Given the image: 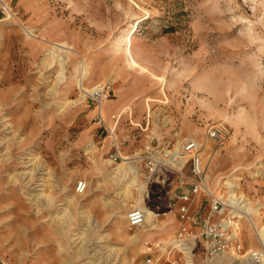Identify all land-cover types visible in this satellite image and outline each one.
I'll return each instance as SVG.
<instances>
[{
    "label": "rangeland",
    "instance_id": "obj_1",
    "mask_svg": "<svg viewBox=\"0 0 264 264\" xmlns=\"http://www.w3.org/2000/svg\"><path fill=\"white\" fill-rule=\"evenodd\" d=\"M107 85L103 124L92 91ZM120 86L125 104L107 111ZM218 126L222 145L207 136ZM188 138L211 188L243 211L244 252L260 247L264 0H0V264H147L176 235L179 189L174 167L149 176L140 157ZM137 207L156 218L129 230ZM189 256L250 264L209 258L201 241Z\"/></svg>",
    "mask_w": 264,
    "mask_h": 264
},
{
    "label": "built area",
    "instance_id": "obj_2",
    "mask_svg": "<svg viewBox=\"0 0 264 264\" xmlns=\"http://www.w3.org/2000/svg\"><path fill=\"white\" fill-rule=\"evenodd\" d=\"M110 86L100 87L94 91L93 98L97 101V118L99 123L104 122L101 113V103L109 98ZM120 117L115 115V126ZM207 136L222 145L227 138L225 127H211L207 130ZM202 145L193 138L185 139L183 143L173 150L159 151L152 146L146 147V154L140 157L145 162L149 176L163 168L172 169L176 173V185L179 189L171 212L174 211L178 228L176 235L167 243H157L150 246L147 264H160L164 257L169 264H180L187 258L189 252H194L197 242L201 241L206 250V256L216 258L218 256L232 255L237 258L248 256L250 264H264V240L260 247L245 253L239 224L243 219V211L230 199V195L217 194L211 188L205 171V164L201 157ZM155 153L160 157L156 158ZM116 163L124 158L120 148L115 144V151L110 156ZM88 184L81 180L76 185V192L84 194ZM206 197L209 209L201 213V206L196 198ZM166 214V213H163ZM159 215V214H158ZM157 215V216H158ZM146 222L145 212L142 208L132 209L127 217L129 230L143 227ZM160 253V255H159Z\"/></svg>",
    "mask_w": 264,
    "mask_h": 264
},
{
    "label": "bare ground",
    "instance_id": "obj_3",
    "mask_svg": "<svg viewBox=\"0 0 264 264\" xmlns=\"http://www.w3.org/2000/svg\"><path fill=\"white\" fill-rule=\"evenodd\" d=\"M64 45V44H63ZM65 46V45H64ZM125 46H126V53H128L129 55H130V48H131V36L128 34L127 36H126V38H125ZM129 62L130 63H132V64H136V62L133 60V58H131V56H130V59H129ZM85 75H88L89 74V70H87V68L85 67V73H84ZM83 80V79H82ZM82 80L80 81V86H81V88L83 87L82 86ZM99 88V86H97L96 87V89H94L92 92H94L95 90H97ZM233 197V196H232ZM231 199V198H230ZM232 201H233V203L235 202V200L234 199H231ZM241 203V202H240ZM140 208H142L143 210H144V212H145V216H146V222H147V220H149L150 218L151 219H155L156 218V216L154 215V213L153 212H151L150 210H148L147 208H145V207H140ZM128 217V216H127ZM243 217H244V215H243ZM153 221H155V220H153ZM156 222V221H155ZM152 224V223H151ZM259 236H260V238H262V239H264V231H260L259 232ZM193 254L194 255V252H189V254ZM189 254L187 255V257L189 256ZM193 262V258L191 257L190 258V256H189V260H188V264H193L192 263Z\"/></svg>",
    "mask_w": 264,
    "mask_h": 264
},
{
    "label": "crops",
    "instance_id": "obj_4",
    "mask_svg": "<svg viewBox=\"0 0 264 264\" xmlns=\"http://www.w3.org/2000/svg\"><path fill=\"white\" fill-rule=\"evenodd\" d=\"M113 82H114V90H115V80ZM122 87L120 86V87L116 88V93L118 94V96L120 95L121 97L111 100V102L108 103V110L107 111H117L122 105L125 104V101L122 100V95H123Z\"/></svg>",
    "mask_w": 264,
    "mask_h": 264
}]
</instances>
